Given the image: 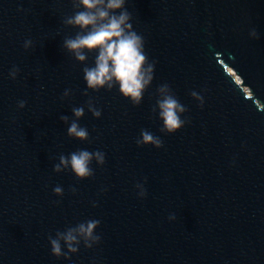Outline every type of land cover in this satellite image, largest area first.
<instances>
[{
  "label": "water",
  "instance_id": "1",
  "mask_svg": "<svg viewBox=\"0 0 264 264\" xmlns=\"http://www.w3.org/2000/svg\"><path fill=\"white\" fill-rule=\"evenodd\" d=\"M126 9L153 66L138 105L87 87L96 54L65 47L83 34L67 23L74 0H0V264H264V0ZM164 86L185 109L175 134L159 116ZM142 131L162 147L138 146ZM85 150L105 156L90 177L55 171ZM90 220L100 242L55 258L49 239Z\"/></svg>",
  "mask_w": 264,
  "mask_h": 264
},
{
  "label": "clouds",
  "instance_id": "2",
  "mask_svg": "<svg viewBox=\"0 0 264 264\" xmlns=\"http://www.w3.org/2000/svg\"><path fill=\"white\" fill-rule=\"evenodd\" d=\"M74 2L81 10L70 17L67 23L78 28L83 34L65 41V47L80 62L86 61V53L96 54L95 66L84 70L87 87L97 90L118 86L120 94L126 100L138 105L146 87L152 81L153 66L145 67L147 57L144 52V41L133 30L131 15L126 9L128 0H74ZM29 43L30 41L25 42L26 50ZM17 72L18 70L14 68L9 73L10 78L15 80ZM160 91L163 98L158 101V109L163 128L169 134H175L184 126L181 114L185 109L175 97L168 94L166 86ZM193 95L195 96V93ZM18 107L24 109L25 103L20 101ZM93 115L100 118L102 113L95 110ZM74 116L80 119L83 116V109H75ZM68 132L70 136L79 140H85L88 136L87 129L75 122L70 125ZM137 145L160 149L162 142L150 132L142 131ZM93 158L98 164L103 165L105 162L103 152L97 151L93 154L85 150L73 153L70 158L61 157L55 171L59 172L61 167H70L78 179H87L92 174L90 163ZM62 192L63 189L59 186L54 189L55 195H61ZM99 223L98 220H90L81 223L75 229L58 233L56 238H50L52 255L57 259L63 257L67 260L70 257L65 254L64 249L67 253H77L81 239L89 248L91 247L89 241L99 243L100 236L96 234Z\"/></svg>",
  "mask_w": 264,
  "mask_h": 264
},
{
  "label": "rangeland",
  "instance_id": "3",
  "mask_svg": "<svg viewBox=\"0 0 264 264\" xmlns=\"http://www.w3.org/2000/svg\"><path fill=\"white\" fill-rule=\"evenodd\" d=\"M232 71V70H231ZM233 72V71H232Z\"/></svg>",
  "mask_w": 264,
  "mask_h": 264
}]
</instances>
